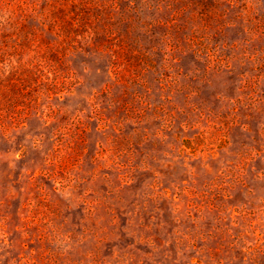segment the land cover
Wrapping results in <instances>:
<instances>
[{"label":"rangeland","instance_id":"obj_1","mask_svg":"<svg viewBox=\"0 0 264 264\" xmlns=\"http://www.w3.org/2000/svg\"><path fill=\"white\" fill-rule=\"evenodd\" d=\"M0 264H264V0H0Z\"/></svg>","mask_w":264,"mask_h":264}]
</instances>
